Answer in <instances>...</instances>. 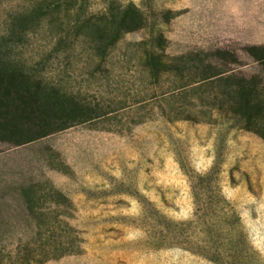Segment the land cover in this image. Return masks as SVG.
Here are the masks:
<instances>
[{"label": "rangeland", "instance_id": "rangeland-1", "mask_svg": "<svg viewBox=\"0 0 264 264\" xmlns=\"http://www.w3.org/2000/svg\"><path fill=\"white\" fill-rule=\"evenodd\" d=\"M39 1L0 0V33L11 14ZM76 2L86 15L134 4L142 28L102 58L83 42L47 57L53 43L45 23L27 39L30 67L108 115L0 140V264H264V139L223 121L168 120L181 107L209 111L220 83L174 96L180 78L201 74L180 77L158 65L154 81L145 64L152 53L166 65L204 63L227 72L223 78L251 81L264 101V62L255 56L264 52V0ZM261 105L256 121L264 125ZM210 169L240 220L224 226L225 247L213 255L190 238L197 226L189 223L207 203L194 200V178ZM169 220L184 224V236L164 243V231L176 229Z\"/></svg>", "mask_w": 264, "mask_h": 264}, {"label": "trees", "instance_id": "trees-1", "mask_svg": "<svg viewBox=\"0 0 264 264\" xmlns=\"http://www.w3.org/2000/svg\"><path fill=\"white\" fill-rule=\"evenodd\" d=\"M76 4V0H40L24 12L11 14L6 21V26L0 33V140L25 137L32 132V127L48 128L55 132L108 115L82 103L73 92L62 91L42 76L43 69L32 68L27 62V39L41 30L44 23L50 25L49 34L53 43L46 55L49 58L57 57L62 51H71L76 44L82 42L89 44L93 56L102 58L124 35L142 28L143 16L134 4L108 8L98 15L80 14L75 10ZM64 17H69L66 25L63 23ZM260 53L255 56L264 62V52ZM191 62L178 60L169 66L161 61L160 53H152L146 59L145 64L154 81L161 74L158 65H162L171 74L176 72L180 77L187 72L201 74L193 82H183V78H180L182 84L173 91L174 96L193 97L205 85L220 83L219 92L215 94L213 107L209 111L181 107L172 115L168 114V120L194 123L223 121L232 128L257 133L264 139V125L257 122L264 101L260 100L256 85L235 74H228L223 78L227 72L212 73L211 66ZM22 141L24 140H20ZM28 141L31 140L28 138ZM194 183V200L207 203L205 207L198 209V218L189 221L197 226V230H190V238H194L200 245L199 249L208 250L205 253L217 254L225 247L224 241L222 242L224 226L231 228L238 225L240 220L235 212L227 211L229 204L214 185L213 169L197 174ZM169 222L176 229L163 230L161 239L164 243L184 236V232L179 229L183 223ZM199 233L206 236L203 241L198 240ZM230 251L236 255L240 250L230 248ZM56 257L59 256L48 255L46 259ZM211 259L215 261L214 258ZM27 263L39 262L30 259Z\"/></svg>", "mask_w": 264, "mask_h": 264}]
</instances>
